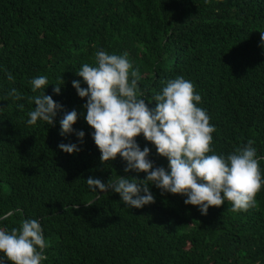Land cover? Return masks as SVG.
I'll list each match as a JSON object with an SVG mask.
<instances>
[{
    "label": "trees",
    "instance_id": "obj_1",
    "mask_svg": "<svg viewBox=\"0 0 264 264\" xmlns=\"http://www.w3.org/2000/svg\"><path fill=\"white\" fill-rule=\"evenodd\" d=\"M259 31L264 0H0V228L38 220L49 244L42 264H264V187L246 212H232L226 201L207 215L185 205L186 196L161 194L154 185L155 203L142 208L128 207L111 191L97 189L96 199L88 177L107 182L111 176L144 179L146 173H125L119 156L100 162L94 130L84 119L86 98L72 87L73 80L86 87L75 72L93 64L98 49L128 53L150 108L163 82L183 76L216 128L214 153L226 157L253 140L264 175ZM40 75L48 77L46 95L78 112L73 128L85 132L79 153L58 147L78 143L74 133L60 135L63 112L55 126L27 124L34 108L28 97L44 91L33 93L29 81ZM12 88L22 100L7 98ZM136 140L150 148L154 166L169 170L167 158L142 134Z\"/></svg>",
    "mask_w": 264,
    "mask_h": 264
},
{
    "label": "clouds",
    "instance_id": "obj_2",
    "mask_svg": "<svg viewBox=\"0 0 264 264\" xmlns=\"http://www.w3.org/2000/svg\"><path fill=\"white\" fill-rule=\"evenodd\" d=\"M259 32L264 46V31ZM75 74L86 85L82 87L81 80L72 81L78 96L86 98L82 106L86 110L84 119L94 130L91 136L101 153L100 162L103 164L119 156L126 161L125 173H146L144 179L111 176L107 182L90 176L86 182L92 192L111 191L119 194L128 207L142 208L155 203L150 190V185H154L161 194L186 196L184 204L198 206L202 215H207L210 207H220L226 201L231 203L232 212H246L256 207L255 198L264 187V175L254 141L248 140L226 157L215 154L211 145L216 128L210 123L207 110L198 106L202 97L191 81L177 76L163 82L165 86L151 99L155 107L150 108L138 84L140 70L133 67L127 52L109 54L98 49L94 63L82 64ZM7 78L14 81L11 73H7ZM61 80L63 85L62 77ZM29 84L33 93L44 91L28 97L34 108L27 113V124L34 126L44 121L55 126V118L63 112L59 120L60 135L74 133L78 143H60L58 147L68 154L79 153L85 132L73 128L78 112L65 111L62 104L45 94L49 85L47 76L34 77ZM53 92L60 94L61 86L55 85ZM7 98L23 99L15 88L7 93ZM17 108L23 110L24 104H17ZM141 134L155 146L159 156L167 158L169 170L154 166L148 159L150 148L141 149L136 140ZM48 246L36 219H23L19 227L10 230L0 228V253L3 254L0 264H42L47 258L44 250Z\"/></svg>",
    "mask_w": 264,
    "mask_h": 264
}]
</instances>
